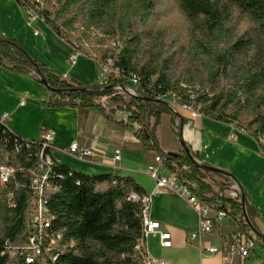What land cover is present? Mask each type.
<instances>
[{"label": "trees", "instance_id": "obj_1", "mask_svg": "<svg viewBox=\"0 0 264 264\" xmlns=\"http://www.w3.org/2000/svg\"><path fill=\"white\" fill-rule=\"evenodd\" d=\"M175 2L184 19L193 27L194 35H198L193 54L208 73L209 91L205 86L195 87L196 83L190 86L174 83L167 72L159 68V63L156 64L157 60L146 64L138 61L141 37L137 35L129 39V33L137 25L147 27L155 18L157 0H57L55 12L47 11L45 14V23L64 39L78 23L89 33L106 30L109 38H118L123 44L115 62V67L122 73L120 78L112 76L92 86L73 84L38 64L15 40L9 38H0V66L18 73H33L42 84L44 79L50 93V99L42 102L44 106L97 112L124 125L145 150L153 151L163 159L169 171H179L182 185L210 205L221 203V206H215L217 209L229 205L238 212L241 210L249 225L251 213L243 191L242 201L237 203L220 196L204 181L205 176L215 175L233 182L235 178L232 175L204 171L203 165L195 162L196 154L189 145L191 156L183 151L175 157L161 149L157 127L162 115H171L172 121L179 116L158 98L176 94L182 103L200 106L203 117L231 125L238 121L241 113L249 111L254 117L251 122L254 130L250 135L264 153V0ZM71 13L73 17L68 18ZM241 19L252 24L243 34L237 32ZM59 20L62 24H58ZM133 74L139 77V87L129 103L117 94L112 98L117 106L103 108L94 103L97 98L114 94L116 86L133 87ZM220 80L230 81L231 88L218 90L214 85ZM132 105L137 108L132 111L128 124L115 118L118 111L130 110ZM229 111L233 114L228 115ZM151 117L155 118L152 126L149 124ZM133 122L139 123L141 128H135ZM37 142L21 138L0 123V164L5 162L19 170L16 182L1 190L0 264H27L25 256L20 253L10 259L5 251L7 242L17 249L28 244L27 211L31 204V173L39 163L36 152L40 145ZM46 153L52 155L51 150H46ZM184 166L189 171L184 170ZM53 174L62 178H53L58 190L50 198L49 206L55 215L52 229L63 234V243L75 241L76 248L59 252L56 260L52 259V254H43L34 264H143L144 253L138 248L144 239L143 204L130 199V194L134 192L144 198L147 192L135 178L113 174L87 175L57 161ZM10 191L15 193L14 208L7 202L6 196ZM204 193H210L211 197H204Z\"/></svg>", "mask_w": 264, "mask_h": 264}, {"label": "crops", "instance_id": "obj_2", "mask_svg": "<svg viewBox=\"0 0 264 264\" xmlns=\"http://www.w3.org/2000/svg\"><path fill=\"white\" fill-rule=\"evenodd\" d=\"M36 31L38 35H35ZM0 38L15 40L38 64L68 82L92 86L100 81L101 67L93 54L85 52L72 65L69 57L73 50L68 41L44 21L31 22L17 0H0ZM49 99V90L33 73H18L0 66V117L5 113L11 115L7 127L14 134L26 140L40 141L44 131H51L55 138L52 157L60 164L87 175L134 177L146 190L145 197L151 198V219L160 224L158 232L169 233L172 241L171 248H163L159 233L149 235L138 246L149 257L169 264L152 252L150 244L153 243L161 249L184 250L187 260L181 264H264V154L249 134L235 125L210 118L191 120L184 112L182 118H187L184 122L180 119V134H174L172 116L168 114L162 115L157 127L160 146L165 153H182L180 139L183 137L196 154V160L232 175L233 182L246 195L251 213L248 229L258 237V242L253 253L242 262L232 252L209 255L197 242L189 241L199 226L197 213L178 191L157 192L156 182L148 174L149 166H157L163 177L169 176L171 171L156 164L158 154L145 150L124 125L97 112L42 105ZM73 143L93 146L95 157L79 160L70 155L68 149ZM115 156H120V160L114 162ZM214 227L215 231L205 237L206 246H221L236 225L226 219L214 222Z\"/></svg>", "mask_w": 264, "mask_h": 264}, {"label": "built area", "instance_id": "obj_3", "mask_svg": "<svg viewBox=\"0 0 264 264\" xmlns=\"http://www.w3.org/2000/svg\"><path fill=\"white\" fill-rule=\"evenodd\" d=\"M18 2L30 17L31 22L38 20L46 22V12L52 11L50 10L49 5H57V0H18ZM38 34L39 33L36 31L35 35ZM68 43L73 50L69 60L72 65H75L78 58L85 52L81 50V46L77 41L74 40ZM105 48L110 52L104 54L103 57H98L96 54H93L97 63L101 67L100 81L103 82L107 81L112 76L116 78L122 76L121 71L115 67L117 57L123 49L122 42L119 39H113ZM131 82L133 87L124 88L123 86H116L114 88V94L100 97L99 103L102 104L103 107H107L108 102L111 101L116 94L131 99L136 95V90L139 87V77L136 74L131 75ZM158 99L166 102L176 113L180 110L188 112L191 120H197L203 117L194 104L182 103L176 94L160 96ZM131 116L132 112H124L120 114L118 121L128 124ZM10 117L11 115L9 113L3 114L0 117V123L7 127V121ZM132 125L137 129L141 128V125L138 123H132ZM54 140L53 132L44 131L42 139L36 143L37 145H40L39 151L36 152V156L39 158V163L32 171L30 180L31 204L27 211L29 232L28 244L23 248L17 249L10 245V243H6L5 254H7L10 259H13L18 253H20L25 256L27 264H34L43 254H52V259L56 260L59 252L71 251L76 248L75 241L71 240L67 243H63V234L61 232H55L52 229L55 215L51 212L49 206L50 198L52 194L58 190V186L53 181L54 179L62 178L61 175L53 174V167L56 164V161L53 159L52 155L46 153V150L53 151ZM68 153L79 160L95 157L93 146H79L76 143H73L69 147ZM120 158V156H115L114 162L119 161ZM155 162L159 166L166 168L163 159L159 155L155 157ZM173 166L177 168L176 164H173ZM183 169L189 171V168L186 166H184ZM18 172V169L5 162L0 164L1 190L7 185L16 182V175ZM148 174L156 182L157 192H160L161 190L178 191L190 208L197 213L199 226L196 232L190 235L189 241L197 242L202 251H205L209 255L232 252L237 254L242 262L253 253L256 243L258 242V237L248 229L247 218L241 210L238 212L229 205L226 207L223 205L222 209H217L215 206H221V203L210 205L204 202L195 195L189 187L182 185L179 171L177 169L171 171L169 176L163 177L157 166H149ZM228 182H224V184L226 185V189H230L229 193L224 196L221 194L220 196L241 203L242 190L236 183ZM203 196L210 198L211 194L204 193ZM6 197L9 206L11 208L16 207L14 191L8 192ZM130 199L136 202L141 201L143 204L142 216L144 239L141 242H143L149 235H156L159 233L161 246L163 248H171V235L169 233L158 232L160 230V224L154 222L150 217L149 203L151 198H141L136 193L132 192L130 194ZM226 219L232 220L236 225L235 229L227 236V241L221 246H206L205 237L215 231L214 222H222ZM143 258V264H166L163 261L149 257L146 253L143 255ZM225 261H228L227 256L225 257Z\"/></svg>", "mask_w": 264, "mask_h": 264}, {"label": "rangeland", "instance_id": "obj_4", "mask_svg": "<svg viewBox=\"0 0 264 264\" xmlns=\"http://www.w3.org/2000/svg\"><path fill=\"white\" fill-rule=\"evenodd\" d=\"M49 8L53 13L57 9V5L53 6V4H50ZM72 17V13L68 15V18ZM57 22L58 24H62V20ZM251 27L252 24L248 20L241 19L240 24L237 27V32L239 34H243ZM74 28V31H70L65 37L68 42L75 40L81 46L82 51L89 53L90 55L96 54L98 57H103L104 54L110 52L105 47L113 39L107 36L105 32L106 30H92L89 33L80 23L76 24ZM129 34V39H132L137 35L141 37V44L137 54L138 61L141 64L154 63L157 60L156 64L159 63V68H163L174 83H182L183 86H190L189 84L196 83L195 87L197 88L205 86L208 91L211 89V84L207 81L208 73L205 71L203 65H201L203 63L196 61L193 54L196 39L198 38L196 36L198 35H194L193 27L184 19L175 0H157V14L155 18L150 20L147 27L142 28L137 25L135 30ZM165 61H167L166 66ZM214 86L218 90L226 91L231 88V82L227 80H220L217 85ZM130 100L131 99L127 97H123V101L126 103H129ZM94 103L103 107L102 104L99 103V98L95 99ZM109 106H117V104H114L111 100L108 102L107 107L103 108H108ZM196 107L200 109V106ZM136 108L137 106L132 105L130 110L127 109L124 111H118L115 114V118L119 120L120 114L124 112H134ZM182 112H184V114H189L184 110L178 111L177 114L179 117L173 121V131L176 135L180 134V118L183 116ZM227 114L230 115L233 113L229 111ZM185 118L187 117H184V119ZM253 118V115L249 111L245 110L240 114L238 121L235 122L234 125L250 135V132H253L254 130V126H251ZM154 123L155 118L151 117L149 119V124L152 126ZM164 126L166 129L167 125ZM165 143L167 144L166 140ZM194 160L197 164L202 165L198 160H196V157ZM204 181L220 195L222 194L224 196L229 193L230 189H226V185L224 184V182L228 181H225L223 178L205 176ZM150 249L152 252H156L161 259L165 260L169 264H181L187 260V255L184 250H178L176 248L161 249L153 243L150 244ZM140 251L145 254L144 249H140Z\"/></svg>", "mask_w": 264, "mask_h": 264}, {"label": "water", "instance_id": "obj_5", "mask_svg": "<svg viewBox=\"0 0 264 264\" xmlns=\"http://www.w3.org/2000/svg\"><path fill=\"white\" fill-rule=\"evenodd\" d=\"M42 82H43L44 84H46V81H45L44 79H42ZM56 91L60 92L61 90H56ZM71 91H75V90H71ZM180 144H181V146H182V148H183V151H184L187 155L191 156V150L188 148V145L186 144V141L184 140L183 137L180 139ZM170 154H173V156L177 157V153H170ZM202 169H203L204 171L208 172V173H211V174H212V173H213V174H224V173H225L224 171H222V170H220V169H217V168H215V167H211V166H208V165H203V166H202ZM243 198H244V196H243Z\"/></svg>", "mask_w": 264, "mask_h": 264}, {"label": "bare ground", "instance_id": "obj_6", "mask_svg": "<svg viewBox=\"0 0 264 264\" xmlns=\"http://www.w3.org/2000/svg\"><path fill=\"white\" fill-rule=\"evenodd\" d=\"M143 251V250H142Z\"/></svg>", "mask_w": 264, "mask_h": 264}]
</instances>
